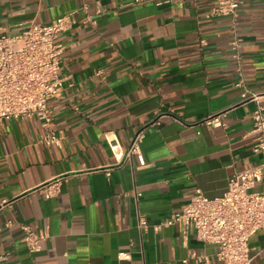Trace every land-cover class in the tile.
Here are the masks:
<instances>
[{"label": "crops", "instance_id": "crops-1", "mask_svg": "<svg viewBox=\"0 0 264 264\" xmlns=\"http://www.w3.org/2000/svg\"><path fill=\"white\" fill-rule=\"evenodd\" d=\"M214 1L0 0L11 32L62 14L74 21L57 37L63 88L49 101L50 126L0 121V264L214 260L216 245L164 222L195 189L219 197L234 173L264 165L251 132L256 103L264 110V0H243L235 23L208 15ZM219 113L225 125L204 122ZM139 131L140 154L117 160L109 141L124 151ZM22 225L48 230L38 252ZM249 247L251 264H264V230Z\"/></svg>", "mask_w": 264, "mask_h": 264}, {"label": "built area", "instance_id": "built-area-1", "mask_svg": "<svg viewBox=\"0 0 264 264\" xmlns=\"http://www.w3.org/2000/svg\"><path fill=\"white\" fill-rule=\"evenodd\" d=\"M242 1L215 0L208 15L228 16L235 23ZM73 23L71 14H62L51 22H31L11 32L0 22V121L35 116L44 127L50 126L49 101L59 97L63 88L62 45L57 37ZM229 44L231 57L239 69L241 44L236 37ZM243 97L246 98V94ZM220 116L221 113L212 115L204 122L223 126ZM251 132L254 133L253 151L264 154V110L259 103L252 111ZM142 137V131L137 132L124 151L115 140L109 141V147L117 160L128 159L140 154ZM47 139L50 143H59L53 133ZM263 169L264 165L234 173L219 197L208 198L195 189L181 211L164 222L177 224L183 236L193 233L196 239L216 245L214 260L204 254L191 253L199 264H251L249 240L257 231L264 230V187H256L262 180ZM56 189L57 183L50 184L44 191L45 196H51ZM146 226L147 221L139 215V229L144 230ZM21 227V239L27 249L38 252L49 237L48 230Z\"/></svg>", "mask_w": 264, "mask_h": 264}]
</instances>
